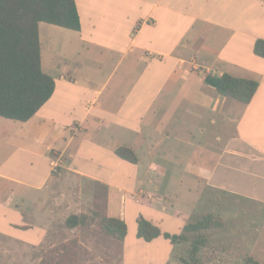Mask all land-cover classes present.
<instances>
[{
	"label": "crops",
	"instance_id": "1",
	"mask_svg": "<svg viewBox=\"0 0 264 264\" xmlns=\"http://www.w3.org/2000/svg\"><path fill=\"white\" fill-rule=\"evenodd\" d=\"M75 3L79 30L38 25L52 95L0 116V234L34 245L98 213L126 224L121 264H184V226L210 205L264 203V0ZM224 73L258 83L248 103L218 92ZM140 219L185 239L146 241Z\"/></svg>",
	"mask_w": 264,
	"mask_h": 264
},
{
	"label": "trees",
	"instance_id": "2",
	"mask_svg": "<svg viewBox=\"0 0 264 264\" xmlns=\"http://www.w3.org/2000/svg\"><path fill=\"white\" fill-rule=\"evenodd\" d=\"M47 22L64 28L79 30L80 18L75 0H0V116L26 121L50 98L54 91V79L41 68L39 22ZM254 51L264 57V40L255 42ZM258 83L247 78L233 77L227 73L217 82L218 92L243 104L248 103L257 89ZM116 153L131 162L137 161L136 154L126 146L116 149ZM82 215H70L66 219L68 227L81 223ZM210 215L184 226L185 232H199L220 226ZM106 233L122 240L126 234V224L117 218H104ZM138 236L149 241L159 235L176 242L184 235H170L151 222L140 219ZM202 238H195L189 249V258L195 260L202 245ZM189 263V261H186ZM62 264V263H55ZM243 264H259L251 255Z\"/></svg>",
	"mask_w": 264,
	"mask_h": 264
},
{
	"label": "rangeland",
	"instance_id": "3",
	"mask_svg": "<svg viewBox=\"0 0 264 264\" xmlns=\"http://www.w3.org/2000/svg\"><path fill=\"white\" fill-rule=\"evenodd\" d=\"M221 203L217 209L210 205L206 214L220 226L188 233L189 263H183L243 264L251 255L264 264V203L229 197ZM82 216L73 228L67 226V218L55 222L34 245L0 234V264H121V242L105 232L104 218L98 213ZM197 237L203 243L192 260L189 249Z\"/></svg>",
	"mask_w": 264,
	"mask_h": 264
}]
</instances>
